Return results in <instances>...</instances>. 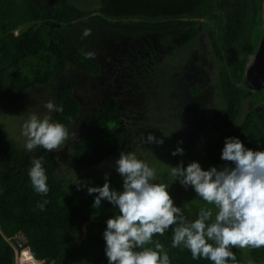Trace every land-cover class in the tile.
<instances>
[{
  "label": "trees",
  "instance_id": "obj_1",
  "mask_svg": "<svg viewBox=\"0 0 264 264\" xmlns=\"http://www.w3.org/2000/svg\"><path fill=\"white\" fill-rule=\"evenodd\" d=\"M39 2L0 0V101L20 100L31 89L62 78L71 68L98 77L102 73L96 58L100 45L111 41L114 43L110 45L123 41L130 44L135 39L156 36L165 52L170 45L173 50L160 55L155 52L151 60L146 54L139 56L142 69H148L146 76L154 80L147 86L148 79H138L133 96L141 103H150L154 95L150 88L153 82L157 80L161 84V79L165 84L173 80L179 82V73L191 71L195 82L190 93H184L187 94L184 99L183 94L177 92L180 89H176L178 97L172 100L180 104H171L175 117L169 119L173 122L171 128L177 126L181 131L182 122L178 119L187 118L183 112L190 109L194 117L211 126L213 135L198 139L204 155L192 150L189 152L192 161L199 158L204 169L208 167L202 165L206 160L211 161L212 166H222L225 163L221 160L222 148L229 136L239 137L253 150L264 149V90L253 91L245 83L250 56L258 52L264 34V0H100L99 6L90 2L80 5L73 0ZM200 17L208 21H199ZM23 27L28 29L16 34ZM86 28L91 30V35L83 37ZM202 29L210 40L205 48V58L213 57L210 65L194 60L195 50H201L196 49L197 44L205 46ZM187 45V49H182ZM88 51L95 53L93 58H85L83 53ZM175 51L180 53L171 62L167 61ZM149 62L153 65L149 66ZM189 63L200 67L201 70L197 67L198 75ZM201 80H205L206 87L201 86ZM213 82L217 87L212 86ZM215 88L222 98L219 107L212 105ZM74 91L72 85L56 91L57 103L63 106V111L54 112L52 118L66 128L82 115V103ZM245 101H249L250 107L243 114ZM173 106L180 115L173 112ZM122 113L115 96L104 97L95 118L89 119L86 133L73 143L72 158L76 168L99 170L91 179L86 178L90 180L62 175L54 151H26L0 120V264H19L20 252L25 248L45 264H108L103 233L107 220L119 210L107 200L94 208L96 194L89 195L87 187L103 186L108 174L110 186L117 190L122 188L123 178L115 168V161L126 147V144L122 147L125 136L119 130ZM124 121L128 128L129 117ZM161 132L164 139L175 142L176 148L182 146L177 130L165 128ZM184 154L164 160L169 171L184 161ZM34 158H41L46 170L50 189L46 197L38 195L30 184L28 169ZM160 171L158 169L160 182L169 186L177 205H186V215L195 218L201 207H212L196 197L192 188L185 189L175 181L169 171L163 172L167 176L163 181ZM43 199L48 203L45 210L40 211L35 206ZM21 234L25 235L24 242L18 240ZM153 239L164 245L171 264H212L207 259L193 260L187 249L172 248L171 228ZM233 251L239 264H246L244 250ZM250 251L254 261L264 262V248H250Z\"/></svg>",
  "mask_w": 264,
  "mask_h": 264
},
{
  "label": "clouds",
  "instance_id": "obj_2",
  "mask_svg": "<svg viewBox=\"0 0 264 264\" xmlns=\"http://www.w3.org/2000/svg\"><path fill=\"white\" fill-rule=\"evenodd\" d=\"M19 30V29H18ZM83 37L91 35L84 29ZM93 58L95 53H83ZM45 113L28 112L20 135L25 150H59L69 138L68 129L52 118L63 106L48 100ZM145 143L163 144L148 133ZM183 155L178 146L172 155ZM222 166L204 169L199 161L185 166L181 160L172 166L169 175L185 188H192L196 197L212 205L201 207L195 218L177 205L169 186L160 182L157 169L135 150L122 151L115 161L116 171L123 178L120 190L110 186L108 174L103 186H88L89 195L96 194L94 208L107 200L118 214L109 218L103 233L108 264H171L168 251L154 236H163L170 228L171 247L187 249L193 260L207 259L212 264H239L233 249L264 248V149L253 150L239 137H226L222 148ZM31 187L40 196L50 191L41 158L31 160L28 169ZM47 199L36 208L44 211Z\"/></svg>",
  "mask_w": 264,
  "mask_h": 264
},
{
  "label": "rangeland",
  "instance_id": "obj_3",
  "mask_svg": "<svg viewBox=\"0 0 264 264\" xmlns=\"http://www.w3.org/2000/svg\"><path fill=\"white\" fill-rule=\"evenodd\" d=\"M36 1H40L41 3H43V2H51L53 0H36ZM73 1L80 5H85L87 2H90L94 6H99L101 3L100 0H73ZM263 16H264V9H263ZM198 20L203 22L208 21L207 19H205V17L204 18L200 17V19ZM202 32H203L205 46L200 43L197 44L199 46H197L196 49H201L200 51L204 52L205 48L209 45L210 40L208 39L205 30L202 29ZM16 34H18V31H16ZM182 45L183 44H181V47ZM188 46L189 45L184 46L182 49H187ZM177 53L180 52L175 51L174 54L171 53L167 61L171 62L173 60L172 59L173 57L176 58ZM254 56L255 54H253L250 57V62L248 66H251V64L254 62ZM192 57H194V55H192ZM177 60L183 62L182 60L179 59ZM211 62H213V57L207 59V65H210ZM190 74L191 72L189 71V69L187 72L185 71L181 72L179 73V75L182 80L180 79L179 82H176L175 80L169 81L167 84L164 83L165 80L163 79H161L163 83L162 81H160L161 84L155 79L157 83L153 82L152 83L153 87H150L153 88V92H154V95L152 94L153 96L150 103L140 102L141 104L136 105L135 102L132 101L133 99L132 93L130 91L128 92V89L126 88H124L127 91L126 94L127 95L131 94L132 99L129 100L128 97H123V96L121 97L125 105L124 109L126 112V116L129 117V124L127 131L131 132L132 135L131 140L127 142L124 150L125 151L135 150L138 153V155L141 156L142 159H144L150 164V166L156 168L157 172L158 169L161 170L160 177L162 176L163 181L167 180V176L163 175V172L169 171L167 166H165L167 162H165L164 160H166L168 157H171L173 150L176 148V144L174 141L169 139H164L163 136L164 134L163 132H161L163 129L166 128L169 129V131H173L175 129L178 131V138H179L178 140L180 141V145H182L181 147H183L184 151H186L183 158L185 161L184 163H186L189 160V158L191 159L189 152L192 150H195L197 155H204L203 148L201 147L202 142L201 140L198 139L210 138L213 135V130L211 126H207L205 122L203 123L202 121H199L198 116L194 117L191 114L190 109H186V111L184 110L185 112H183V114L186 115L187 118L183 117V119H178L182 122V124L180 125L181 131L178 130L177 126H175V128H171L173 122L169 119V117L174 118L175 116L172 115L173 113L170 109V106L171 104L173 105L176 103L180 104L179 101L176 102L175 100H172V98L178 97V93H182L184 99L187 98L186 97L187 94L184 95V93H190L191 83L190 85H187V83H184L183 85V82L185 81L184 79L185 78L187 79ZM150 75H152L151 72ZM142 78L148 79L147 86H149V83L152 80H154L152 76L149 78L148 76L145 75ZM107 79H108L107 82H104L101 77H93L89 73L81 72L74 68H71L68 70V72L65 75H63L62 78H58L54 80L52 83H50L47 86L36 87L31 89L29 93L20 100H12V101H4V102L0 101V120L4 123L7 130L12 134V136L15 137L24 146L25 140L20 135V129L22 126V122L26 118L28 112L45 113L47 110L43 107V105L46 101L52 100L58 105L56 99L57 89L65 85H72L75 88L74 91L75 96L79 100H81L82 115L77 122L73 123L71 126L67 128L69 132V138L65 141L64 145H62L59 150H56L54 152L58 156V169L62 175H67L71 179H86V178L91 179L94 175L97 174L99 170H95V169L80 170V168H76L77 165L72 158L73 157L72 147L74 141L79 136L86 133L87 126L89 124V119L90 118L92 119L93 117H95V115H97L98 104L100 103V101L103 99L104 96L103 90L109 89L107 87H110L111 89V86L112 88H115L114 84H112L111 86L109 84L110 77H107ZM125 79L126 81L127 80L133 81V79H130L129 76H127ZM205 83H206L205 80H201V84H202L201 86L206 87L207 84ZM212 86L217 87V83L213 82ZM136 87L137 85H135L133 89H135ZM177 88L180 89L179 91H177L178 93L176 92ZM262 89L264 90V86L262 87ZM167 90H170L169 93L166 92ZM252 90L255 91L256 89H252ZM213 94L214 96H213L212 105H214L215 107L221 106L222 98H220L221 97L220 91H218V89L215 88L213 89ZM249 107H250L249 101H245L243 114H246ZM172 110L173 112H176V107L173 106ZM162 111L165 112V114H162ZM176 113L178 115L181 114L179 110ZM194 118H196L198 121H195ZM148 133L154 134L158 139L162 138L163 144L145 143ZM37 150L40 149H36L33 151H37ZM197 161H199V158H197ZM163 162L164 164H161ZM202 165L208 166L207 168H209L212 166V162L206 160L202 163ZM90 179H86V180H90ZM84 231L85 232L87 231L86 227H84ZM18 240L24 242L25 237L21 235L18 237ZM243 250H244L246 264H264V262H257L252 259L250 248L249 249L245 248ZM20 256H21V252H20ZM40 263L45 264L43 261ZM19 264L22 263L19 261Z\"/></svg>",
  "mask_w": 264,
  "mask_h": 264
},
{
  "label": "flooded vegetation",
  "instance_id": "obj_4",
  "mask_svg": "<svg viewBox=\"0 0 264 264\" xmlns=\"http://www.w3.org/2000/svg\"><path fill=\"white\" fill-rule=\"evenodd\" d=\"M54 1L55 0H53L51 2H54ZM43 3H46V2H43ZM47 3H50V2H47ZM39 4H41V2H39ZM143 38L144 37H142L140 39H135V40L131 41L130 44L127 41H125V42L123 41V42L118 43V44L110 45L111 42L114 43L113 41H111L110 43H104V44L100 45L99 50L96 49V53L98 55L97 60L99 61V63L101 64V67H102V73L98 77H101L104 82H107V80H108L107 77H110V80H109L110 86L112 84L115 85V88H112V86H111V89H110V87H107L109 89L103 90V93H104L103 98L106 96H111V95L115 96L120 101L121 108L123 110V113H122L123 119L121 120L122 126L119 128V130L122 131L124 136H125L124 143H123L122 147H124V145L127 144V142L131 140V132L127 131V127H125L124 118L126 117V112L124 109L125 105H124L121 97L122 96L128 97V99L131 100L132 96H133L134 85L136 84L138 79H142V80L146 81V79L142 78V77L145 76L148 72L147 68L142 69V67H141L142 65L138 61L139 56H141V54L143 53L144 55L145 54L148 55L149 60H151V58L155 54V52L158 53L159 55L161 53L165 52V49L163 48L158 37H156V36L145 37L144 41H143L144 43L141 41ZM108 45H110L111 47L108 48L109 47ZM139 47L141 49H139ZM171 50H173L172 45H170V49L166 50L165 53H167ZM195 52H196L195 53L196 59H194V60L196 62L201 63V62L205 61L207 63V58H205V56L207 55L206 50L204 52H201L200 50H195ZM135 61H138V63H136ZM148 64H149V66L153 65L152 62H149ZM197 67H199V66H197L194 63L191 64V69H193L194 72L198 75L199 70L197 69ZM135 70H137V71H135ZM142 73H143V75H142ZM139 74H141L142 76ZM127 76H129L130 79H133V81L132 80L126 81L125 78ZM138 76H139V78H138ZM184 80L186 81L187 85H190V83H191V85H190L191 87L193 86V84L195 82V81L193 82V80H192V74H190L189 77L187 79L185 78ZM127 87H130L128 92L130 91L132 93V96H131V94H129V95L126 94L127 91L124 88L127 89ZM132 101H134L136 105L139 104V102H140L138 99H135L134 96H133ZM99 104H98V108H99ZM93 118H95V117H93Z\"/></svg>",
  "mask_w": 264,
  "mask_h": 264
},
{
  "label": "water",
  "instance_id": "obj_5",
  "mask_svg": "<svg viewBox=\"0 0 264 264\" xmlns=\"http://www.w3.org/2000/svg\"><path fill=\"white\" fill-rule=\"evenodd\" d=\"M27 29V27L19 29L18 34H22ZM246 75V83L251 89H262L264 86V34L261 39L258 52L254 56V62L248 67ZM21 235L25 237L24 234Z\"/></svg>",
  "mask_w": 264,
  "mask_h": 264
},
{
  "label": "bare ground",
  "instance_id": "obj_6",
  "mask_svg": "<svg viewBox=\"0 0 264 264\" xmlns=\"http://www.w3.org/2000/svg\"><path fill=\"white\" fill-rule=\"evenodd\" d=\"M20 262L22 264H41L40 261H38L33 254L31 253V250L29 248H25L21 252L20 256Z\"/></svg>",
  "mask_w": 264,
  "mask_h": 264
}]
</instances>
